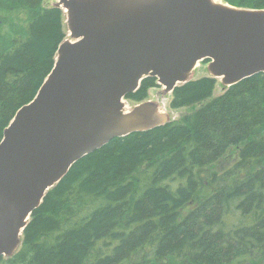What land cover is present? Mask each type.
Returning a JSON list of instances; mask_svg holds the SVG:
<instances>
[{"label": "trees", "instance_id": "16d2710c", "mask_svg": "<svg viewBox=\"0 0 264 264\" xmlns=\"http://www.w3.org/2000/svg\"><path fill=\"white\" fill-rule=\"evenodd\" d=\"M221 1L264 10V0ZM43 2L0 0V144L67 37L63 11ZM217 85L177 87L170 107L190 109L182 117L78 161L0 264H264V74L214 96ZM155 88L146 78L127 99Z\"/></svg>", "mask_w": 264, "mask_h": 264}, {"label": "water", "instance_id": "95a60500", "mask_svg": "<svg viewBox=\"0 0 264 264\" xmlns=\"http://www.w3.org/2000/svg\"><path fill=\"white\" fill-rule=\"evenodd\" d=\"M73 41L0 144V259L21 248L47 194L113 139L170 122L151 102L125 112L146 78L172 94L199 63L232 87L264 74V10L215 0H60Z\"/></svg>", "mask_w": 264, "mask_h": 264}, {"label": "rangeland", "instance_id": "374dc122", "mask_svg": "<svg viewBox=\"0 0 264 264\" xmlns=\"http://www.w3.org/2000/svg\"><path fill=\"white\" fill-rule=\"evenodd\" d=\"M59 1L60 0H44L43 5L45 7H54L57 5ZM64 24H65V30L67 33V37L65 41H73V38L71 37L68 31V26H67L68 21H67L66 13H64ZM209 76H210L209 63L201 62L199 63V66L194 70L191 78L192 80H197V79H200L203 77H209ZM217 81H218V85L214 92V96H220L223 93L224 85L222 84L221 79H217ZM149 95L150 96L147 101H151V103L158 105L160 111L163 113H166V115L168 116L170 120L179 119L180 117L183 116L184 113L190 110V109H182L178 111V110L171 109L170 102L172 100V95L165 93V89L162 87L152 89ZM124 103L126 105L127 111H132L138 105L137 103L132 102L127 99L124 100ZM235 156H236L235 154L228 155L222 162L219 163L218 169L227 168L235 160Z\"/></svg>", "mask_w": 264, "mask_h": 264}, {"label": "bare ground", "instance_id": "6f19581e", "mask_svg": "<svg viewBox=\"0 0 264 264\" xmlns=\"http://www.w3.org/2000/svg\"><path fill=\"white\" fill-rule=\"evenodd\" d=\"M216 2H220L221 0H215Z\"/></svg>", "mask_w": 264, "mask_h": 264}]
</instances>
